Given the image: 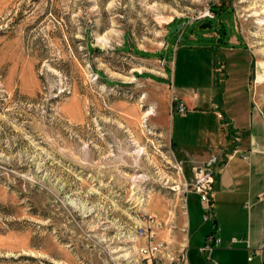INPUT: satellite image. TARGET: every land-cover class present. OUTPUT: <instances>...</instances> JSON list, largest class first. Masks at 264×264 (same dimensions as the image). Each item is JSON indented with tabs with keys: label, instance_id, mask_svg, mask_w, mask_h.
Listing matches in <instances>:
<instances>
[{
	"label": "rangeland",
	"instance_id": "rangeland-1",
	"mask_svg": "<svg viewBox=\"0 0 264 264\" xmlns=\"http://www.w3.org/2000/svg\"><path fill=\"white\" fill-rule=\"evenodd\" d=\"M255 9L264 0H0V264H171L186 231L188 264L219 261L197 249L194 194L186 227L190 174L166 108L179 95L213 108L226 89L217 108L264 123ZM147 215L168 244L155 259L135 237Z\"/></svg>",
	"mask_w": 264,
	"mask_h": 264
},
{
	"label": "crops",
	"instance_id": "crops-1",
	"mask_svg": "<svg viewBox=\"0 0 264 264\" xmlns=\"http://www.w3.org/2000/svg\"><path fill=\"white\" fill-rule=\"evenodd\" d=\"M168 78L166 74L160 83L168 84ZM224 94L226 89L213 98V108L202 106L198 96L175 97L186 105L187 112L175 116L168 104V136L174 154L190 177L194 167L212 156L216 158L212 217L205 221L207 227L201 235H205L204 246L209 235L218 238L219 243L208 253L201 252V246L198 251L219 257V261L210 260L211 264H239L234 260L236 255L243 264H259L264 261V123L252 106L244 111L217 108V103H223ZM187 235L186 231V249ZM251 253L253 258L249 261Z\"/></svg>",
	"mask_w": 264,
	"mask_h": 264
},
{
	"label": "built area",
	"instance_id": "built-area-1",
	"mask_svg": "<svg viewBox=\"0 0 264 264\" xmlns=\"http://www.w3.org/2000/svg\"><path fill=\"white\" fill-rule=\"evenodd\" d=\"M209 15L207 14V17ZM172 113L184 115L187 112V107L183 102L175 99L172 102ZM216 162L214 156L205 160L199 166H196L192 170V175L189 178L184 179L182 185V196L185 201V207L188 194H196L199 197L201 208L203 210V221H208L212 217V201H213V166ZM161 223L154 216L147 215L144 219V224L137 227L135 237L138 240H142V244L139 245L138 251L144 258L155 259L157 255L167 250V243L164 240H156L155 231L160 229ZM219 243V239L213 235H209L206 238V245L200 248L201 252L208 253L214 246ZM264 250V246L262 248ZM187 249L183 247L184 254L181 259H171V264H188L186 258ZM253 253L248 256V260L251 261ZM155 264H158L155 262ZM259 264H264L261 261Z\"/></svg>",
	"mask_w": 264,
	"mask_h": 264
},
{
	"label": "bare ground",
	"instance_id": "bare-ground-1",
	"mask_svg": "<svg viewBox=\"0 0 264 264\" xmlns=\"http://www.w3.org/2000/svg\"><path fill=\"white\" fill-rule=\"evenodd\" d=\"M252 15L257 17L258 24H260L264 28V11H262V10L259 11V10L255 9L253 11ZM148 114H149V112H148Z\"/></svg>",
	"mask_w": 264,
	"mask_h": 264
},
{
	"label": "water",
	"instance_id": "water-1",
	"mask_svg": "<svg viewBox=\"0 0 264 264\" xmlns=\"http://www.w3.org/2000/svg\"><path fill=\"white\" fill-rule=\"evenodd\" d=\"M209 27V24L205 23L201 25V28Z\"/></svg>",
	"mask_w": 264,
	"mask_h": 264
},
{
	"label": "trees",
	"instance_id": "trees-1",
	"mask_svg": "<svg viewBox=\"0 0 264 264\" xmlns=\"http://www.w3.org/2000/svg\"><path fill=\"white\" fill-rule=\"evenodd\" d=\"M214 18V17H213ZM148 77H149V75H148Z\"/></svg>",
	"mask_w": 264,
	"mask_h": 264
}]
</instances>
